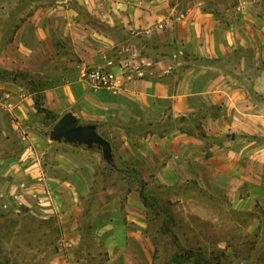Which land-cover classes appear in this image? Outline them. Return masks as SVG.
<instances>
[{"label":"crops","instance_id":"0c3cea01","mask_svg":"<svg viewBox=\"0 0 264 264\" xmlns=\"http://www.w3.org/2000/svg\"><path fill=\"white\" fill-rule=\"evenodd\" d=\"M38 2L10 38L0 27V206L28 208L57 231V264H153L143 183L222 193L241 210L257 200L247 231L264 235V20L247 2ZM133 53L153 64L122 77ZM89 67L122 86L93 90ZM4 72L35 73L56 121L71 112L96 125L112 165L96 146L50 140L56 121Z\"/></svg>","mask_w":264,"mask_h":264},{"label":"rangeland","instance_id":"374dc122","mask_svg":"<svg viewBox=\"0 0 264 264\" xmlns=\"http://www.w3.org/2000/svg\"><path fill=\"white\" fill-rule=\"evenodd\" d=\"M38 1L46 0H0V4L10 5L5 13L8 20L0 22L4 35L10 38L22 16L30 14ZM214 1L224 5L236 0ZM243 1L251 10L249 14L264 20V0ZM258 6L259 12L252 10ZM26 74L23 85L30 83V79L38 81L35 73ZM145 195L152 203L148 211L156 249L153 264L173 262L170 259L175 255L177 263L173 264H195L199 253L208 259L218 257L219 264H264V235L247 231L251 218L263 211L257 200L250 204V210H241L236 204L225 202L224 194L209 196L193 186L165 189L151 185ZM176 197L181 200L172 203L170 200ZM168 217H173L174 222ZM57 239V231L28 208L0 206V264H57L52 247Z\"/></svg>","mask_w":264,"mask_h":264},{"label":"water","instance_id":"95a60500","mask_svg":"<svg viewBox=\"0 0 264 264\" xmlns=\"http://www.w3.org/2000/svg\"><path fill=\"white\" fill-rule=\"evenodd\" d=\"M49 139L56 142L64 141L69 144L84 145L88 148L96 146L100 149L105 163L112 165L111 145L108 140L96 131V125L79 124L78 119L67 112L62 115L52 126Z\"/></svg>","mask_w":264,"mask_h":264},{"label":"built area","instance_id":"2783aa9c","mask_svg":"<svg viewBox=\"0 0 264 264\" xmlns=\"http://www.w3.org/2000/svg\"><path fill=\"white\" fill-rule=\"evenodd\" d=\"M111 64L112 62H108L107 66ZM152 64L153 62L149 58L133 53L120 64L121 76H126L129 79L132 78L133 74L142 76L141 70ZM83 76L93 90L117 88L123 84L122 79L117 78V76L105 67L86 68Z\"/></svg>","mask_w":264,"mask_h":264},{"label":"trees","instance_id":"16d2710c","mask_svg":"<svg viewBox=\"0 0 264 264\" xmlns=\"http://www.w3.org/2000/svg\"><path fill=\"white\" fill-rule=\"evenodd\" d=\"M3 75H5V76H11L13 79H15V78H19V79H21L22 81L23 80H25L26 79V77H27V74H25V73H20V72H9V73H7V72H4L3 73ZM26 84H29V86H31V89H32V92H33V98H34V105H35V107H36V109H37V111L38 112H40V113H44V115L46 116V117H52V120H53V122H55L56 121V118L52 115V113L50 112V111H48V110H46L45 108H43V106H42V104H41V92H40V84H36L35 82H34V80L33 79H30V83H26ZM147 190V187L145 186V184L143 183L142 184V187H141V189H140V195H141V198H142V200H143V202H144V204L148 207V208H151L152 207V203L149 201V199H148V197H146V195H145V191ZM150 196H152V195H150ZM168 220L169 221H171V222H174V218L173 217H168ZM164 226H166L167 225V223L165 222L164 224H163ZM162 225V226H163ZM155 251H156V249H155ZM183 252L184 253H190V251L189 250H187V251H185V250H183ZM186 253V254H187ZM175 257H176V255H175ZM175 257H173L172 259H170L171 261H173V262H175V263H177V261H175ZM213 259H214V263L215 264H219V263H217L218 262V257H215V258H206V257H204L201 253H199L198 254V259L196 260V262H195V264H214L213 263ZM173 262H169V263H173ZM179 264V263H178Z\"/></svg>","mask_w":264,"mask_h":264}]
</instances>
